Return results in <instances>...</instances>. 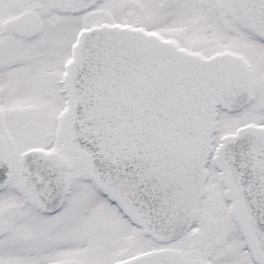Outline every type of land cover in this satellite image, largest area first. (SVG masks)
Segmentation results:
<instances>
[{
	"label": "snow or ice",
	"instance_id": "1",
	"mask_svg": "<svg viewBox=\"0 0 264 264\" xmlns=\"http://www.w3.org/2000/svg\"><path fill=\"white\" fill-rule=\"evenodd\" d=\"M0 264H264V0H0Z\"/></svg>",
	"mask_w": 264,
	"mask_h": 264
}]
</instances>
